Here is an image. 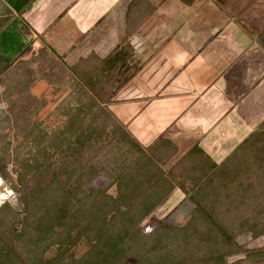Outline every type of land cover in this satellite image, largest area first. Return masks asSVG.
<instances>
[{"label": "trees", "instance_id": "obj_1", "mask_svg": "<svg viewBox=\"0 0 264 264\" xmlns=\"http://www.w3.org/2000/svg\"><path fill=\"white\" fill-rule=\"evenodd\" d=\"M140 7L139 0L129 6L126 34L110 53L92 52L65 65L76 77L66 83L74 82L75 88L90 96L89 91L97 90L107 77L130 69L132 18L139 15ZM21 66L17 63V75L24 69ZM21 76L26 82V75ZM74 101L77 106H64V125L50 132L39 123L25 131V144L17 146V151L27 148V157H17L12 170L23 190L25 208L0 210V226L5 223L14 238L0 240V264H145L147 250L160 245L166 248L157 264L264 261V249H256L245 250L243 259L226 262L227 256L243 251L236 242L241 233L264 235V122L262 129L216 162L198 144L180 157H176L177 145L164 137L144 147L110 107L101 108L93 98ZM110 145L116 157L107 172L116 185L115 196L107 188L90 185L105 170L100 157ZM33 179L35 187L30 186ZM184 180L193 183L192 192L182 187ZM178 187L187 191L194 204L187 223L173 226L148 220ZM80 243L88 250L76 260L72 250ZM52 247L56 252L47 257Z\"/></svg>", "mask_w": 264, "mask_h": 264}, {"label": "crops", "instance_id": "obj_2", "mask_svg": "<svg viewBox=\"0 0 264 264\" xmlns=\"http://www.w3.org/2000/svg\"><path fill=\"white\" fill-rule=\"evenodd\" d=\"M118 1L0 0V64H9L26 42L20 35L25 31L19 27L20 21L29 24V37L70 40L65 54L82 49L89 38L112 37L111 26L102 29L105 34L101 30V35H91L100 23L93 16L109 17L113 12L111 20L121 23L116 28L123 27L126 34L131 21L128 9L136 0H122L119 21ZM231 1L236 0H206L184 18L182 0H139L130 40L133 58L140 64L111 97L109 107L144 147L164 137L177 145L176 157L198 144L216 162H222L246 137L262 129L264 21L260 25L249 21L264 19V2L244 0L243 5L232 8ZM104 4L109 9L94 14L98 12L95 6ZM151 7H155L152 12ZM48 16H54V21L48 22ZM116 46L104 52L106 48L94 46L84 57L92 52L105 56ZM3 177L0 174V180Z\"/></svg>", "mask_w": 264, "mask_h": 264}, {"label": "rangeland", "instance_id": "obj_3", "mask_svg": "<svg viewBox=\"0 0 264 264\" xmlns=\"http://www.w3.org/2000/svg\"><path fill=\"white\" fill-rule=\"evenodd\" d=\"M175 1L176 0H174V2ZM204 1L206 0H197L193 1L191 4L182 5V14H186L184 18H187L190 14H194L197 9H200L202 2ZM215 1L227 3V0ZM117 3V18L119 21L120 16L123 17L122 14L124 10L121 8L122 0H119ZM229 3H231L233 5L231 7L234 8L237 7L239 3L243 5L245 1L241 0L237 2L236 0ZM234 4L237 5L234 6ZM106 8L109 9V7L105 6V4L104 6H95V9L98 12L94 14H98ZM111 8H113V6H111ZM226 8L227 7L223 5V9ZM228 8L230 7L228 6ZM113 10L114 8L111 11ZM112 13L113 12L109 13L111 17L106 15L101 17L93 16V18H97L100 23H97L98 27L96 31H91V33H93L91 34L92 36H94V32L101 35L100 31L103 28L111 26V29L109 28L110 30L113 29L111 38L99 39L103 42H100L99 40L97 41L96 38H89L85 41V45L82 49L80 48V50H76L75 52L72 51L73 53L68 52L69 55L64 52L68 49L67 47L70 44V40L56 39L52 38V36L48 39L43 38V36H34L33 38L29 37V24L23 25L21 21L18 22L20 24L19 27L25 29V31H23L25 34L21 32V30L20 35L26 42L21 45L19 53L11 57L13 59L9 64H0V162L7 163L3 166L0 164V174L5 176L3 177L4 179L0 180V210L6 206H12L17 211L22 212L25 208V203L22 199L23 190L19 189V185L16 182V175L12 171L17 166V157H20L21 159L27 157L26 147H22L17 151V146L19 147L21 142L25 144V140L23 139L25 131L30 132L34 130L39 123L47 126L50 132L58 129L64 125L67 120V116L64 112V106H77V103L74 100H78L80 98L88 101L90 98H93L96 101V105L98 104L101 108L108 109L111 96L114 91L121 87V84L125 80L126 76L134 71V69L140 64V61L132 58L130 62V69H126L121 75L107 77L97 88L98 91H89L90 96L81 91V89L75 88L73 85L74 82L71 84L66 83V80L68 81L69 79L71 81H76V77H73V75L68 72L67 68H65L66 64L76 63L78 61V56L81 55L83 58L92 50V48H94V46L96 48H106L103 52L106 50L108 51V49L116 46V34L118 35V42L121 41L122 35L123 37L125 36L123 27L118 29L116 28V26L121 25V23H115L111 20ZM47 18L48 22L50 20L53 22L55 19L54 16H48ZM245 19H248L247 16ZM262 21H264L263 18H258L257 21L256 19H254V21H249V24L254 25L256 23L260 25ZM102 32V34L107 33L105 30H102ZM18 34L19 30L17 31V37L19 36ZM11 39L13 42L14 38L11 37ZM74 40L77 41L78 39ZM14 45H16V47L19 46H17V43H14L13 46ZM81 57L80 59H82ZM17 63H20V65H22L21 68L24 67L27 72H24L25 70L23 69L20 73L18 72L19 74L17 75ZM63 70L66 73L68 72L66 76L61 73ZM24 74L27 77L26 82L24 79L22 80L21 75ZM84 94L85 96L82 97ZM225 147H227V145L223 147V150H225ZM108 150V152L104 153V155L100 157L102 164L106 167L105 170L101 172V174L96 177L90 185L96 188H107L108 192L115 196L117 194V188L116 185H113V177H111L107 171L112 169V166H114L112 161L115 160L116 154H114V148L111 145L108 147ZM78 161L81 160L79 159ZM28 179L32 178L28 177ZM182 183V187L186 188L188 192H192L194 189L192 182L184 180ZM30 186H36V179L31 180ZM187 194V191L180 190L178 188L173 196L166 198L154 210L148 220H151L156 224L157 222H160L166 225L183 226L190 219L191 212L194 207L193 202ZM20 227L21 225H18L17 229ZM10 231L11 230L6 227V224L2 223V227L0 226V240H13L14 238H12ZM235 232L239 233L240 230L237 229ZM236 240L235 241L241 245L243 251L240 250L239 253L227 256V263L236 261L237 259H243L246 255L245 250L252 251L256 249L257 246L264 244V237L255 238L250 234L245 233H241ZM143 241L145 242V240ZM52 248L47 250V257L56 252L55 248ZM165 248L166 246L160 245L159 247L153 248V251L151 250L152 248L148 249L147 251L150 252L149 256L146 258L145 264H154L155 261V264H157V261L160 262V257H163ZM262 249H264V247ZM87 250L88 247L84 243H80L78 246L73 248L72 252L75 259L80 260ZM155 251H157V253ZM134 257L131 258V261L133 262L136 259V257ZM245 264H264V261L256 263L246 262Z\"/></svg>", "mask_w": 264, "mask_h": 264}]
</instances>
